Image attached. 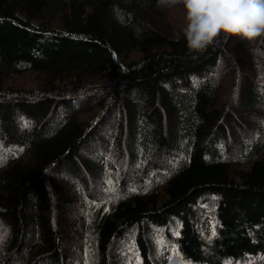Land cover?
<instances>
[{"label":"trees","instance_id":"obj_1","mask_svg":"<svg viewBox=\"0 0 264 264\" xmlns=\"http://www.w3.org/2000/svg\"><path fill=\"white\" fill-rule=\"evenodd\" d=\"M4 233L0 264L264 255V0H0Z\"/></svg>","mask_w":264,"mask_h":264},{"label":"rangeland","instance_id":"obj_2","mask_svg":"<svg viewBox=\"0 0 264 264\" xmlns=\"http://www.w3.org/2000/svg\"><path fill=\"white\" fill-rule=\"evenodd\" d=\"M181 20V18H179ZM183 22V20H182ZM36 80H37V76L35 74L32 73H27L25 75L22 76H12L9 80H8V84L10 86L13 87H19V86H24L26 89L28 88H36L38 86H36ZM52 129V128H51ZM50 131V130H49ZM126 154H121L120 156H118L117 158V164L120 167V170H124L127 166V158H126ZM208 198H203L200 203L203 202H207ZM210 202L212 204H216L213 200H210ZM206 207V206H205ZM66 213V211H65ZM7 240V233H4V235L2 236L1 240H0V247H4L5 246V242ZM66 242V240H65ZM1 251V249H0ZM264 262V255L261 257H255V258H251L248 261V264H262Z\"/></svg>","mask_w":264,"mask_h":264}]
</instances>
